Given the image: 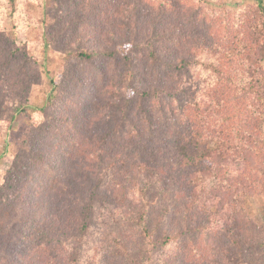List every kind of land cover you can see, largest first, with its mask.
Here are the masks:
<instances>
[{
  "label": "trees",
  "instance_id": "obj_1",
  "mask_svg": "<svg viewBox=\"0 0 264 264\" xmlns=\"http://www.w3.org/2000/svg\"><path fill=\"white\" fill-rule=\"evenodd\" d=\"M27 1L0 0V140L29 114L21 61L50 46L24 38ZM30 1L52 13L59 32L46 35L64 42L65 62L0 169V264H80L95 234H122H107V199L133 223L138 264L156 250L183 264L181 241L195 232L230 263L264 257V222L245 206L264 195V0L237 10L208 5L226 0Z\"/></svg>",
  "mask_w": 264,
  "mask_h": 264
},
{
  "label": "rangeland",
  "instance_id": "obj_2",
  "mask_svg": "<svg viewBox=\"0 0 264 264\" xmlns=\"http://www.w3.org/2000/svg\"><path fill=\"white\" fill-rule=\"evenodd\" d=\"M254 1L255 0H226L224 5H217L212 2H208V5L211 4L210 7L212 8L224 6L230 10H237L240 5L253 3ZM60 3L62 5V2L58 0H46V5L48 6H59ZM193 6L194 4H189L187 9L191 10ZM19 19L22 22L20 24H24L26 27L24 28V38L26 40L39 43L42 42V37L46 36V38L43 37V41L46 43L48 42L50 46H46V48L45 44L41 47L39 46L40 48L36 50L34 56L36 57L34 58L35 60L26 61L24 58L20 63V72L24 73L23 81L27 84L26 90L28 91L29 114L20 115L9 136L5 135L0 140V169L9 168L15 155L25 146L24 141L27 138L29 126L31 124L29 115L43 104L45 93L50 89L49 76L58 74L62 64L65 62V57L61 53L64 42L58 44V47L54 46L50 43L51 35L49 38L48 35H46L48 29L50 31L53 29L54 33L59 32L58 27V31L53 28L55 19L51 12L46 14L44 7L28 0L24 11H20ZM13 25L11 17H8L4 22V28H6L9 35H13ZM71 27L72 25L69 26L67 30H70ZM112 62L113 61L109 60L108 70L111 73L117 71V69L120 70L119 67H114ZM72 72L73 70L67 73L65 72L64 74V79L67 83H75V80H72L73 78L70 76ZM80 76L84 79L83 74ZM24 87L25 86H22L16 91L23 92ZM6 104L9 107L12 106L8 100ZM262 118V127L264 130V112ZM212 146L213 143L211 142H205L203 144L204 148ZM178 186L179 183L177 188ZM160 192L167 193L166 190ZM110 201L112 202V200ZM111 202L107 199L106 205L109 206L103 209L101 213L103 219L108 217L111 222L107 227V234H113V229L122 234L117 238H113V235H101L98 237V233L95 234L81 247H78L80 264H138L140 261L146 259V252H142L141 248L137 245V240L129 238L130 235L128 233L130 230H133V223L131 222L132 227H130L129 220L123 216L114 215L111 207L116 203L111 204ZM245 206L256 223L261 225L264 222V195L259 193L253 195L247 194L245 196ZM131 214L133 213L131 212ZM102 236L104 237L101 238ZM191 237L190 235L184 236L183 238L185 240L181 241V244L185 247V252L182 256L183 264H234L228 261L230 256L221 252V247L218 249L209 238H201L202 236L199 232L192 233ZM2 238L4 237L2 236ZM114 239H121L120 244H117ZM175 250L177 251V248H175L174 251ZM162 253L163 252H157L156 250L155 254L152 256V264H172V260L170 259L171 256H162ZM250 254H252V252H248L251 262L247 264H264V257L260 255L259 259H257V256L253 258Z\"/></svg>",
  "mask_w": 264,
  "mask_h": 264
}]
</instances>
